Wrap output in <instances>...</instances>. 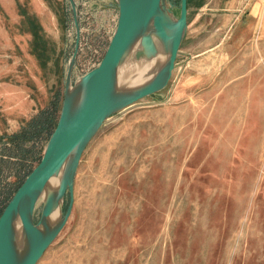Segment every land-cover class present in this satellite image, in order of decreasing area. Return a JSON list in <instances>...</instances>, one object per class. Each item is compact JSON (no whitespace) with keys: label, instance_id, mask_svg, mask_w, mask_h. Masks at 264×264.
I'll return each instance as SVG.
<instances>
[{"label":"rangeland","instance_id":"obj_1","mask_svg":"<svg viewBox=\"0 0 264 264\" xmlns=\"http://www.w3.org/2000/svg\"><path fill=\"white\" fill-rule=\"evenodd\" d=\"M72 2L71 86L118 14L115 0ZM187 22L168 85L87 144L69 216L36 264H264V0H187ZM75 41L68 0H0V203L43 154ZM53 101L20 159L9 138Z\"/></svg>","mask_w":264,"mask_h":264},{"label":"water","instance_id":"obj_2","mask_svg":"<svg viewBox=\"0 0 264 264\" xmlns=\"http://www.w3.org/2000/svg\"><path fill=\"white\" fill-rule=\"evenodd\" d=\"M68 2L73 12L76 41L65 75L59 116L39 162L0 214V264L38 262L69 216L74 178L87 144L110 116L143 98L154 96L168 85L185 37L187 0H180L178 17L172 14L173 4L169 0H115L118 7L115 30L99 64L71 86L79 28L74 4L72 0ZM133 42H138L141 48L136 58L148 60L159 50L167 57L148 82L118 93V71ZM59 173L61 182L57 191L47 192L46 182ZM66 195L69 203L63 214L62 201ZM39 197H42L41 212L35 221ZM59 202L61 219L51 225L50 215ZM17 223L26 231L25 247L17 241Z\"/></svg>","mask_w":264,"mask_h":264},{"label":"bare ground","instance_id":"obj_3","mask_svg":"<svg viewBox=\"0 0 264 264\" xmlns=\"http://www.w3.org/2000/svg\"><path fill=\"white\" fill-rule=\"evenodd\" d=\"M140 49L141 48L138 42H133L131 44L129 54L118 71L116 85L118 93H122L131 88L139 87L148 82L167 57L166 53L159 50L154 57L148 60L136 58V55ZM60 182L61 173L50 178L46 182L47 192L55 193ZM41 199L42 197H39L37 202H39ZM60 203L61 202H59V204L56 205L52 210L49 218L51 225H56L61 219ZM16 237L19 245L21 247H25L27 242V234L25 229L19 223L16 224Z\"/></svg>","mask_w":264,"mask_h":264},{"label":"trees","instance_id":"obj_4","mask_svg":"<svg viewBox=\"0 0 264 264\" xmlns=\"http://www.w3.org/2000/svg\"><path fill=\"white\" fill-rule=\"evenodd\" d=\"M52 107L48 110L42 111L41 114L35 118L34 120H31L27 123V127H23L22 130L19 133L13 134L9 138V142L19 148L18 155L20 159H26L30 156V151L26 148H24L23 143L29 142V144H34V142L39 139V136L44 130H47L50 125L52 124V121L54 119V113L57 111V101H53L51 103ZM7 150V148L1 149L0 156H5L3 153ZM31 172L28 171L26 176ZM19 187L16 186L14 189V192ZM12 195H7L5 199H2V202L0 203V214Z\"/></svg>","mask_w":264,"mask_h":264},{"label":"built area","instance_id":"obj_5","mask_svg":"<svg viewBox=\"0 0 264 264\" xmlns=\"http://www.w3.org/2000/svg\"><path fill=\"white\" fill-rule=\"evenodd\" d=\"M115 25H116V23H115ZM113 32H112L111 36L113 35ZM111 36L108 37V42H109ZM107 45H108V43L105 44L104 48L98 47V48L94 49V53L92 55V57H93L92 63H89L90 68L87 71L83 72V74H80V76L78 77L77 81L82 76H84L86 73H88L89 71H91L92 69L97 67V65L99 64V62H100V60H101V58H102V56H103V54H104V52H105V50L107 48Z\"/></svg>","mask_w":264,"mask_h":264},{"label":"crops","instance_id":"obj_6","mask_svg":"<svg viewBox=\"0 0 264 264\" xmlns=\"http://www.w3.org/2000/svg\"><path fill=\"white\" fill-rule=\"evenodd\" d=\"M188 23V22H187Z\"/></svg>","mask_w":264,"mask_h":264}]
</instances>
